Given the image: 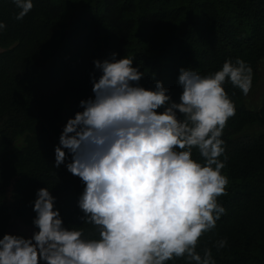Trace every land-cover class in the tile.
Segmentation results:
<instances>
[{"label": "trees", "instance_id": "trees-1", "mask_svg": "<svg viewBox=\"0 0 264 264\" xmlns=\"http://www.w3.org/2000/svg\"><path fill=\"white\" fill-rule=\"evenodd\" d=\"M22 19L13 0H0V238L20 219L35 228L33 202L40 188L56 197L65 227L96 229L79 219L77 201L84 184L66 164L55 167V147L70 118L82 111L81 100L93 97L95 60L112 53L134 59L144 73L141 86L161 81L179 101L180 68L203 75L226 60H244L258 76L264 59V0H32ZM235 115L223 130L226 156L222 174L227 195L218 198L226 214L206 232L197 251L210 248L215 264H264V134L239 135L264 127V95L255 110L242 92L225 83ZM163 111V109H161ZM193 158L201 161L193 149ZM36 229V228H35ZM38 230V229H36ZM227 239L217 251L214 242ZM168 264H187L174 259Z\"/></svg>", "mask_w": 264, "mask_h": 264}, {"label": "clouds", "instance_id": "clouds-1", "mask_svg": "<svg viewBox=\"0 0 264 264\" xmlns=\"http://www.w3.org/2000/svg\"><path fill=\"white\" fill-rule=\"evenodd\" d=\"M13 3L17 20L34 6L32 0ZM116 57L93 62L100 73L92 76L93 97L80 101L83 110L67 121L55 147L56 168L68 159L65 149L71 155L66 168L84 184L79 219L98 238L65 227L56 197L40 188L32 221L38 230L30 238L4 234L0 264H168L181 258L215 264L211 249L201 255L197 246L226 214L218 202L228 185L221 137L236 109L224 84L247 96L253 70L240 58L203 76L180 68L177 102L161 81L153 89L141 86L144 73L134 59ZM227 243L222 238L214 247Z\"/></svg>", "mask_w": 264, "mask_h": 264}, {"label": "rangeland", "instance_id": "rangeland-1", "mask_svg": "<svg viewBox=\"0 0 264 264\" xmlns=\"http://www.w3.org/2000/svg\"><path fill=\"white\" fill-rule=\"evenodd\" d=\"M2 49L0 48V51ZM264 95V59L259 64V71L257 79L252 83L251 91L247 96L244 95L243 102L250 109H257L261 105V99ZM260 134H264V127L255 124L254 126L248 127L243 130L239 135L242 138H253ZM9 231L11 233H22L28 238L37 231L34 227L25 224L20 219H13L9 226Z\"/></svg>", "mask_w": 264, "mask_h": 264}]
</instances>
